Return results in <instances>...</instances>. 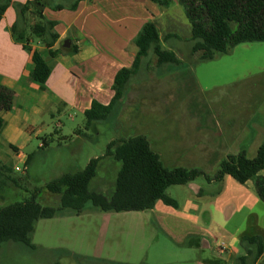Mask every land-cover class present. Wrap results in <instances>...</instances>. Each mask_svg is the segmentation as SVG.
<instances>
[{"label":"crops","instance_id":"1","mask_svg":"<svg viewBox=\"0 0 264 264\" xmlns=\"http://www.w3.org/2000/svg\"><path fill=\"white\" fill-rule=\"evenodd\" d=\"M35 1L13 0V3L28 6ZM45 1L49 7L44 9L43 16L56 24L54 33L58 36L50 47L31 34V26L38 23L32 7L26 14L28 42H19L12 32L18 21V12L13 6L0 20V86L13 95L12 110L1 113L4 125L0 132V162L13 169L20 168L18 165L22 163L28 171L36 142L39 151L49 149L51 143L59 148L76 145L69 154L73 161L81 143L95 142L90 132H83L85 113L94 102L103 106L112 103L116 75L122 69L133 68L139 53L136 39L147 23L157 24L163 47L175 52L182 65L198 61L191 49L184 52L181 48L182 44L191 45L192 30L179 0H170L169 7L152 0ZM75 5L77 7L71 9ZM58 6L65 8L59 10ZM67 41L71 42L70 48L65 47ZM25 45L32 52L27 51ZM33 52L44 59L51 71L44 86L35 83L32 77ZM150 55L142 61L124 99L108 120L114 118L116 134L122 136L119 139L146 136L166 168V163L184 160L182 164L175 161L172 169H197L200 164L191 161L197 160L199 155L205 158L221 153L228 157L245 151L249 159L257 157L264 144V118L257 121L251 106L185 109L177 106V102L173 104L170 97L166 99L169 106H160L165 96L173 93L174 82L171 76L162 77L169 73L170 65L166 69L167 65L158 67L157 58H153L155 68L148 66ZM155 102L159 106H154ZM66 116L74 124L68 136L62 134ZM79 118L84 120L77 123ZM44 141L49 146L44 145ZM96 158L100 157L92 159ZM56 166H62L58 159ZM260 176L264 177V171ZM231 178L226 176L217 191L212 188L218 183H208L205 179V182L196 180L185 186L171 187L168 194L176 200L178 208L159 202L149 211V216H133L136 227L132 235H136L139 242L131 250L117 244V240L106 241L107 236L99 240L92 255L64 245L44 250L78 257L79 260L74 258L76 264L84 260L92 264H242L240 260L247 257V251L241 239L248 235L241 227L227 230L234 218L218 215V209L233 208L236 214L250 206L249 200L256 205L261 200L253 181L240 185ZM228 192L234 194L233 199L228 197ZM111 219L104 222L112 223ZM216 226L219 230H215ZM105 228L102 231L108 232L111 238H122L116 225L112 230ZM258 232L260 235L250 236L264 240V229L259 227ZM263 261L264 255L256 264Z\"/></svg>","mask_w":264,"mask_h":264},{"label":"trees","instance_id":"2","mask_svg":"<svg viewBox=\"0 0 264 264\" xmlns=\"http://www.w3.org/2000/svg\"><path fill=\"white\" fill-rule=\"evenodd\" d=\"M152 1L164 7L171 5L170 0ZM179 3L191 25V54L198 56L201 62L213 61L217 56L226 55L240 45L264 43V0H179ZM10 6L18 12V21L12 32L19 42H28L26 14L32 7L33 16L38 20L30 28L32 36L43 39L49 47L55 43L58 39L54 33L56 24L43 16L44 9L49 7L47 1L37 0L23 6L13 3V0H0V20ZM76 7L75 5L71 9ZM64 8L57 7L59 10ZM136 46L139 53L133 68L122 69L116 75L112 103L103 106L94 102L85 113L86 131L98 134V124L110 119L114 109L124 99L142 61L150 54L157 58L158 67L182 65L175 52L163 47L156 23L150 22L144 26L136 39ZM24 47L32 52L27 45ZM33 63V80L44 86L50 77V68L37 52H33ZM12 108V92L0 86V132L4 125L1 113L10 112ZM44 145L49 146L45 141ZM105 159H112L121 165L115 189L109 195L91 188ZM263 171L264 144L254 159H249L245 151L229 155L221 162L217 174L209 176L200 169L166 168L146 136L117 139L107 145L103 157L92 159L83 171L66 174L47 184L46 190L58 196L59 208L43 206L39 202L41 191L36 190L23 203L0 209V249L11 242L31 247L32 237L40 220L54 219L63 210H72L81 215L87 204H92L104 213H142L152 211L159 202L177 209L178 203L169 196L168 190L188 185L200 178L208 183H222L226 176H230L240 185L253 181L257 195L264 203V177L260 176ZM14 173L11 166L0 162V201L7 189L21 187V182L14 177ZM241 245L247 251V257L240 260L242 264H247L248 261L256 264L264 255V240L260 236H244ZM76 259L79 260L78 257Z\"/></svg>","mask_w":264,"mask_h":264},{"label":"rangeland","instance_id":"3","mask_svg":"<svg viewBox=\"0 0 264 264\" xmlns=\"http://www.w3.org/2000/svg\"><path fill=\"white\" fill-rule=\"evenodd\" d=\"M191 46L186 43L182 44L181 48L185 52L190 51ZM153 58L156 57L151 54L147 59V64L151 69L155 68V63L152 62ZM168 66L164 68L166 69ZM169 67L171 68L169 73L163 74L162 77L167 79L171 76L174 82L172 86L175 89L169 96H165L164 101H159L160 106L162 104H164L163 106L170 105L166 100L168 97L173 101V104L177 102V106L185 109H190L192 106H251L257 121H262L264 118V43L237 46L228 54L217 56L213 61L201 62L198 60L195 63L184 62L179 67L174 65ZM154 106L159 105L155 102ZM82 120L84 119L79 118L77 123L82 122ZM63 122L65 128L62 127V134L64 136L71 135L74 124L69 122L67 116ZM83 132L88 131L83 129ZM97 132L98 134L89 133L95 142L81 143V148L79 147L74 161L69 158V154L74 151L76 145L69 144L65 148H59L56 143H51L49 149L39 151L36 148L38 145L36 142L33 148L35 149L33 151L35 156L29 164L28 171L16 172L14 168V177L20 180L21 187L6 190L3 200L0 201V209L12 204L23 203L30 199L36 190L41 191L39 202L43 206L59 208V198L46 190L47 184L65 174L83 171L92 158L101 157L105 154L107 145L111 141L122 137L116 134L114 118L112 121L98 124ZM123 137L125 136L123 135ZM224 158L226 157L222 156L221 153L213 156L207 155L205 158H201L199 155V158L193 159L191 163L197 161L200 164L197 169L204 171L209 176H214L219 171ZM57 159L62 162L61 167H55ZM175 161L176 163H184V160H174L166 163L167 168L172 169ZM18 166L24 169L22 163ZM120 167L121 165L114 160L105 159L97 178L91 184L92 190L105 195L111 194L115 189V180ZM231 180L238 184L233 178ZM198 181L205 182L202 178ZM218 188H221L220 183L213 186L212 189L217 191ZM205 189L208 190L209 187L205 186ZM228 197L233 199L234 194L228 192ZM249 204L250 206L244 212L236 214H234L233 208L218 209V215L224 216L226 219L234 218V222L227 227V230L241 227L248 236L260 235L259 227L264 229V203L259 201L256 205L254 201L249 200ZM233 206L234 203H232ZM150 214L149 211L142 213H104L93 207L92 204H87L81 215L72 210H63L54 219L38 222L32 237L31 247L13 242L5 244L0 249V264H76L73 255L68 253L66 256L57 255L46 252L44 249L64 245L74 249V251L92 255L99 246V240L101 242L102 237L106 236V241L115 242L117 240V244L131 250L134 244L139 242L137 236L132 235V231L136 227V219H133V216H149ZM108 218H112L113 222H104L108 221ZM115 225L118 227V233L119 231L122 232V238H111L108 232L106 234L103 232L106 226L107 229L112 230ZM215 230H219L217 226ZM79 264H92V262L84 260Z\"/></svg>","mask_w":264,"mask_h":264},{"label":"built area","instance_id":"4","mask_svg":"<svg viewBox=\"0 0 264 264\" xmlns=\"http://www.w3.org/2000/svg\"><path fill=\"white\" fill-rule=\"evenodd\" d=\"M16 172H26L27 168L21 169V168H15Z\"/></svg>","mask_w":264,"mask_h":264},{"label":"water","instance_id":"5","mask_svg":"<svg viewBox=\"0 0 264 264\" xmlns=\"http://www.w3.org/2000/svg\"><path fill=\"white\" fill-rule=\"evenodd\" d=\"M70 45H71V42L70 41H67L66 44H65V47L66 48H70Z\"/></svg>","mask_w":264,"mask_h":264}]
</instances>
